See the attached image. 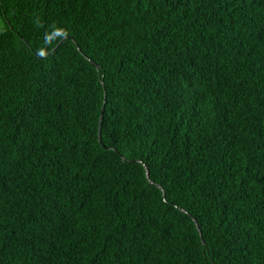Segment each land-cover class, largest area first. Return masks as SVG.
Here are the masks:
<instances>
[{"label": "trees", "instance_id": "trees-1", "mask_svg": "<svg viewBox=\"0 0 264 264\" xmlns=\"http://www.w3.org/2000/svg\"><path fill=\"white\" fill-rule=\"evenodd\" d=\"M0 18V264H264V0Z\"/></svg>", "mask_w": 264, "mask_h": 264}, {"label": "rangeland", "instance_id": "rangeland-1", "mask_svg": "<svg viewBox=\"0 0 264 264\" xmlns=\"http://www.w3.org/2000/svg\"><path fill=\"white\" fill-rule=\"evenodd\" d=\"M5 24H4V21L2 20V18H0V31L3 30Z\"/></svg>", "mask_w": 264, "mask_h": 264}]
</instances>
